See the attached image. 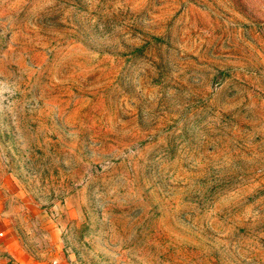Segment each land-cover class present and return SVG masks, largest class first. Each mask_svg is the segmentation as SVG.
Segmentation results:
<instances>
[{
  "label": "rangeland",
  "instance_id": "1",
  "mask_svg": "<svg viewBox=\"0 0 264 264\" xmlns=\"http://www.w3.org/2000/svg\"><path fill=\"white\" fill-rule=\"evenodd\" d=\"M0 185L37 259L264 264V0H0Z\"/></svg>",
  "mask_w": 264,
  "mask_h": 264
},
{
  "label": "crops",
  "instance_id": "2",
  "mask_svg": "<svg viewBox=\"0 0 264 264\" xmlns=\"http://www.w3.org/2000/svg\"><path fill=\"white\" fill-rule=\"evenodd\" d=\"M11 190L0 185V264H59L55 259H37L20 229L19 211L14 209Z\"/></svg>",
  "mask_w": 264,
  "mask_h": 264
}]
</instances>
